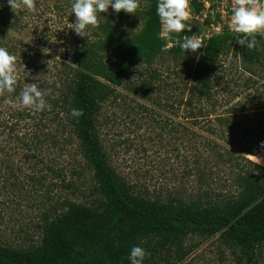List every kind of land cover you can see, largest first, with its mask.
Here are the masks:
<instances>
[{
	"label": "rangeland",
	"instance_id": "374dc122",
	"mask_svg": "<svg viewBox=\"0 0 264 264\" xmlns=\"http://www.w3.org/2000/svg\"><path fill=\"white\" fill-rule=\"evenodd\" d=\"M73 2L35 0L34 11L22 7L15 14L8 0H0L5 21L0 23V47L17 57L15 91L0 94L4 247L32 249L41 243L46 221L62 214L68 203L92 207L103 201L94 169L59 104L76 80L75 53L81 44L104 40V25L117 27L122 40L101 52L105 62L112 61L118 44L134 46L152 4L139 0L130 17L109 7L97 14L99 24L89 26L88 38L71 29ZM173 35L167 38L172 43L161 36L159 53L138 58L121 84H111L113 92L96 114V135L108 165L133 195L162 203H218L241 191L239 175L264 181L259 149L264 141V60L246 62L245 45L236 35L209 67L206 89L195 71L203 65L208 41L198 52H186L181 37ZM256 46L262 59L264 46ZM30 83L51 90L45 97L50 111L17 102ZM185 241L183 260L176 261L173 249L158 264H245L238 246L221 234H192ZM256 264H264V247Z\"/></svg>",
	"mask_w": 264,
	"mask_h": 264
},
{
	"label": "trees",
	"instance_id": "16d2710c",
	"mask_svg": "<svg viewBox=\"0 0 264 264\" xmlns=\"http://www.w3.org/2000/svg\"><path fill=\"white\" fill-rule=\"evenodd\" d=\"M150 2V18L134 46L118 44L112 61L105 62L101 52L122 40L123 32L117 27L104 25V40L81 44L75 53L76 80L61 104L57 102L68 126L82 143L103 201L92 207L68 203L62 214L46 221L38 246L21 250L0 245V264H131L128 257L133 246L149 253L143 264H158L165 251L173 249L176 261H180L186 256L185 238L192 234H221L226 243L238 246L245 264L258 262L264 247V181L255 175H239L241 191L218 203H162L130 193L106 161L95 130L99 106L111 96V84H121L138 58H153L164 44L156 13L158 0ZM131 15L134 14L123 12L125 17ZM4 22L0 9V23ZM184 33L185 30L177 36ZM235 36L226 34L208 41L203 65L195 71L206 89L209 67L228 50ZM256 39L259 46H264L258 34ZM259 54L258 46L248 49L245 45L246 62H262L264 53L262 59ZM73 109L82 110L83 115L74 117Z\"/></svg>",
	"mask_w": 264,
	"mask_h": 264
},
{
	"label": "clouds",
	"instance_id": "9594fccd",
	"mask_svg": "<svg viewBox=\"0 0 264 264\" xmlns=\"http://www.w3.org/2000/svg\"><path fill=\"white\" fill-rule=\"evenodd\" d=\"M8 4L15 14L22 7L29 11H34L36 8L35 0H8ZM71 7L76 17L75 23L71 24V29H74L78 36L89 38L90 32L87 29L89 26H98V13H104L111 7L116 13L123 11L135 14L140 4L139 0H74ZM156 13L161 25V36L173 32L180 33L185 29L191 30L186 25L190 18V0H158ZM232 13L229 28L238 34L237 42L240 45H246L248 49H254L257 45L256 35L264 34V0H233ZM180 47L186 52L191 50L196 53L204 45L199 37L192 35L185 36ZM42 51L45 54L49 52L47 48ZM16 60L15 55L10 54L6 48L0 47V94L15 91ZM57 87L60 85L57 84ZM50 92V89L41 91L36 83H30L23 87L16 100L24 107L50 111L52 106L45 98ZM72 115L79 117L83 115V111L73 109ZM147 255L149 253L142 247L133 246L128 259L131 264H143Z\"/></svg>",
	"mask_w": 264,
	"mask_h": 264
},
{
	"label": "built area",
	"instance_id": "2783aa9c",
	"mask_svg": "<svg viewBox=\"0 0 264 264\" xmlns=\"http://www.w3.org/2000/svg\"><path fill=\"white\" fill-rule=\"evenodd\" d=\"M232 7L233 0H190V18L186 25L191 30L186 29L180 40L185 36L195 35L204 42L221 35H238L229 28ZM174 33L162 37L167 39L170 35L172 38ZM258 35L264 40V34ZM166 42L172 43L168 39ZM259 149L264 153V141L259 143Z\"/></svg>",
	"mask_w": 264,
	"mask_h": 264
},
{
	"label": "bare ground",
	"instance_id": "6f19581e",
	"mask_svg": "<svg viewBox=\"0 0 264 264\" xmlns=\"http://www.w3.org/2000/svg\"><path fill=\"white\" fill-rule=\"evenodd\" d=\"M263 159H264V156L263 155H260Z\"/></svg>",
	"mask_w": 264,
	"mask_h": 264
}]
</instances>
